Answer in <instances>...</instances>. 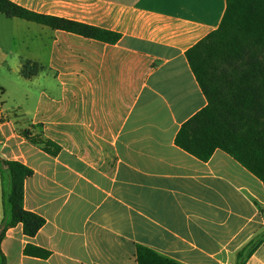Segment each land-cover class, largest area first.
<instances>
[{
    "label": "crops",
    "instance_id": "0c3cea01",
    "mask_svg": "<svg viewBox=\"0 0 264 264\" xmlns=\"http://www.w3.org/2000/svg\"><path fill=\"white\" fill-rule=\"evenodd\" d=\"M11 1L121 38L0 14V73L18 89L11 109L0 103V157L34 170L24 207L46 219L32 238L7 231V264H138L141 246L179 264H236L257 239L247 264H264V184L221 150L203 162L175 142L208 104L186 53L228 1ZM27 61L43 70L25 78ZM34 126L57 156L21 135ZM3 217L0 173V229ZM28 244L50 258L25 255Z\"/></svg>",
    "mask_w": 264,
    "mask_h": 264
},
{
    "label": "trees",
    "instance_id": "16d2710c",
    "mask_svg": "<svg viewBox=\"0 0 264 264\" xmlns=\"http://www.w3.org/2000/svg\"><path fill=\"white\" fill-rule=\"evenodd\" d=\"M228 7L220 27L186 53L189 65L207 99V106L183 124L176 144L203 162L215 151L230 155L264 184V0H227ZM0 14L35 22L53 29L87 38L115 43L121 36L71 20L42 15L0 0ZM43 70L35 62L23 64L22 75L32 78ZM1 113V106H0ZM4 122L0 117V124ZM37 126L21 132L34 145L57 156L61 147L47 139ZM4 217L0 229V264H7L2 242L7 231L21 224L24 235L35 237L46 219L25 209V184L34 170L19 161L0 157ZM9 179L10 191H6ZM262 239L237 254L236 264H247ZM25 255L48 259L51 252L28 244ZM138 264H179L155 251L138 247Z\"/></svg>",
    "mask_w": 264,
    "mask_h": 264
},
{
    "label": "rangeland",
    "instance_id": "374dc122",
    "mask_svg": "<svg viewBox=\"0 0 264 264\" xmlns=\"http://www.w3.org/2000/svg\"><path fill=\"white\" fill-rule=\"evenodd\" d=\"M1 54V53H0ZM3 55V54H1ZM1 58V56H0ZM9 68H2L1 71L5 72L8 71ZM0 85L4 88H7V93L4 94H0V103L3 105V103H5V105L8 108H12L14 106V99H16L17 95H18V89L15 87H13V85L7 80L5 79L4 75H2V73H0ZM35 133H39L40 131H36L33 130ZM6 191L9 192L10 191V182L9 179L7 180L6 183Z\"/></svg>",
    "mask_w": 264,
    "mask_h": 264
}]
</instances>
